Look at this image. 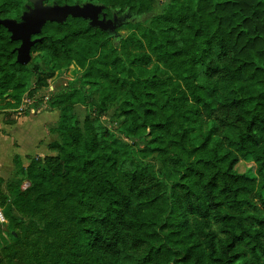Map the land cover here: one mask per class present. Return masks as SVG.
Instances as JSON below:
<instances>
[{
  "label": "trees",
  "instance_id": "1",
  "mask_svg": "<svg viewBox=\"0 0 264 264\" xmlns=\"http://www.w3.org/2000/svg\"><path fill=\"white\" fill-rule=\"evenodd\" d=\"M53 1L104 4L129 32L48 21L23 64L0 24V101L18 106L72 76L48 100L61 112L55 154L15 157L30 185L0 193L9 235L20 239L27 210L51 233L58 212L73 220V248L54 264H264V0ZM30 3L0 0V16L19 20ZM95 91L98 114L82 127L74 105ZM116 103L113 130L100 115ZM142 135L141 148L126 141ZM155 152L164 170L147 160ZM249 157L256 175L237 169Z\"/></svg>",
  "mask_w": 264,
  "mask_h": 264
},
{
  "label": "rangeland",
  "instance_id": "2",
  "mask_svg": "<svg viewBox=\"0 0 264 264\" xmlns=\"http://www.w3.org/2000/svg\"><path fill=\"white\" fill-rule=\"evenodd\" d=\"M170 0H152L153 8L157 9L162 4ZM130 19V17H128ZM143 25H148L149 22L143 20L141 22ZM121 35H127L129 29L126 27H121L117 30ZM33 56V55H32ZM40 65L47 67L48 64L45 60L40 62ZM72 76L69 72L64 71L60 73L55 79L52 80L50 87H39L38 88V98L37 101L34 100L28 95L25 96L23 101L22 109L15 111L14 116L23 115L24 110H28L30 107L35 109L39 116L43 115L44 120H48L51 124L49 130V141L63 139V135L54 131L51 127L52 124L57 122V118L60 114L59 108H52L48 100L51 97H54L58 92L65 90L70 84ZM76 83L75 85H77ZM97 98L98 92L95 91L90 94L88 104L78 103L74 105V110L78 114V117L81 120V126L83 127V122L85 116L88 113L98 114L97 108ZM3 101H0V107L2 106ZM36 112H34L36 114ZM0 114H3L5 119V111L0 110ZM37 115V114H36ZM47 115V116H44ZM48 117V118H47ZM101 121L107 125L109 128L115 130L122 120L120 116V110L118 103L113 104L107 107L106 111L100 115ZM2 122V119H0ZM47 122V121H46ZM45 135V130L41 129L38 126V135ZM3 130H0V193L2 196L8 194L7 188L10 184L20 183L22 189H26L30 185V181L25 178L19 171V168L16 166L14 159L17 155L12 156V150L14 149L11 142V137H17L19 134L15 129V132H11L9 139L5 137ZM34 136H36L34 134ZM126 141L131 143L136 148H141L148 142V136H135L131 138H126ZM15 144L17 141H14ZM25 150L36 153H55L51 149L46 150L44 146H34L32 143L26 142ZM30 157V156H29ZM25 163L28 159L23 158ZM147 160L155 163L156 167L159 170H164L165 165L158 154L155 152L152 155L148 156ZM237 169L240 172H246L249 175H256L255 164L253 160L249 157L243 159L237 165ZM43 213H34L31 211H24L19 214L22 217V224L16 231L20 239L15 241L8 233L7 227H0V264H9V258L16 256L15 258L19 264H54L56 252L61 251L62 253H67L73 248V220L68 214H61L56 212L58 217L55 222L52 224V231L48 233L45 228V219L42 217Z\"/></svg>",
  "mask_w": 264,
  "mask_h": 264
},
{
  "label": "water",
  "instance_id": "3",
  "mask_svg": "<svg viewBox=\"0 0 264 264\" xmlns=\"http://www.w3.org/2000/svg\"><path fill=\"white\" fill-rule=\"evenodd\" d=\"M47 0H31V4L21 14L20 19L1 17L3 24L11 33V38L19 40L17 46V61L27 64L32 59V47L43 39L42 36L33 37L42 32L43 26L48 21L63 22L69 16L83 17L89 20V24L105 31L113 32L117 26V15L107 18L104 4L91 1L77 3H46Z\"/></svg>",
  "mask_w": 264,
  "mask_h": 264
},
{
  "label": "crops",
  "instance_id": "4",
  "mask_svg": "<svg viewBox=\"0 0 264 264\" xmlns=\"http://www.w3.org/2000/svg\"><path fill=\"white\" fill-rule=\"evenodd\" d=\"M51 85V84H50ZM50 85L48 88H51ZM38 90L34 93V95H30V97L34 100L37 101L38 98ZM25 96L21 100V103L18 106H12V105H7L5 104L8 102V100L12 101L11 98H6L2 106L0 107V110L5 111V119L3 117V114H0V119H2V122L0 121V130H3V134L5 137H9L11 132H15V129L17 130V133L19 134L18 138L17 137H11V142L13 144L14 149L12 150V156L17 155L16 157H20L22 163L24 166H27L31 160V157L39 155V156H45L47 154H55V153H47L43 155L44 153H36V152H30L29 150H25L26 142L32 143L34 146H44L47 151H49L50 147L49 144L52 142L49 141V130L51 124L48 122V120H44L45 118L43 115L39 116L38 111L36 112L35 109L30 107L23 115H16L14 116L15 111H18L22 109V104L23 101L25 100ZM49 103V102H48ZM50 105V104H49ZM51 106V105H50ZM52 108H58V107H52ZM21 111H18L20 113ZM36 112V114L34 113ZM61 113V112H60ZM47 116V115H44ZM48 118V117H47ZM60 118V114L57 118L56 121H58ZM11 120L14 122L11 123ZM47 121V122H46ZM56 122L53 125H55ZM38 126L41 127V129L45 130V135L44 132L41 135H38ZM34 134L36 136H34ZM9 139V138H8ZM14 141H17L15 144ZM30 156V157H29ZM24 157H26L28 160L27 163L24 161Z\"/></svg>",
  "mask_w": 264,
  "mask_h": 264
},
{
  "label": "flooded vegetation",
  "instance_id": "5",
  "mask_svg": "<svg viewBox=\"0 0 264 264\" xmlns=\"http://www.w3.org/2000/svg\"><path fill=\"white\" fill-rule=\"evenodd\" d=\"M46 3H51V2H46ZM31 4V3H30ZM29 5V4H28ZM27 5V6H28ZM104 11L106 12L107 18H113L114 14L117 15V23L119 24L116 28V30L118 29L119 26H121L125 21H126V15H122V14H118L117 12H113L111 16L108 15L107 11L104 9ZM116 30L113 31L114 33H116ZM112 32V33H113Z\"/></svg>",
  "mask_w": 264,
  "mask_h": 264
},
{
  "label": "built area",
  "instance_id": "6",
  "mask_svg": "<svg viewBox=\"0 0 264 264\" xmlns=\"http://www.w3.org/2000/svg\"><path fill=\"white\" fill-rule=\"evenodd\" d=\"M8 222L3 207L0 205V227H5Z\"/></svg>",
  "mask_w": 264,
  "mask_h": 264
}]
</instances>
